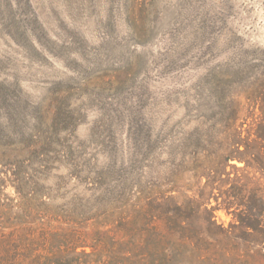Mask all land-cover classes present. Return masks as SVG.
<instances>
[{"label":"rangeland","instance_id":"374dc122","mask_svg":"<svg viewBox=\"0 0 264 264\" xmlns=\"http://www.w3.org/2000/svg\"><path fill=\"white\" fill-rule=\"evenodd\" d=\"M0 264H264V0H0Z\"/></svg>","mask_w":264,"mask_h":264}]
</instances>
